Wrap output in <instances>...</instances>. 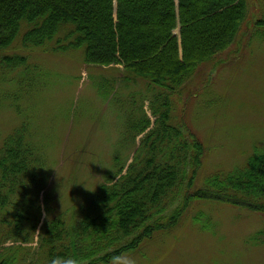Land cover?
I'll return each instance as SVG.
<instances>
[{
	"label": "trees",
	"instance_id": "trees-1",
	"mask_svg": "<svg viewBox=\"0 0 264 264\" xmlns=\"http://www.w3.org/2000/svg\"><path fill=\"white\" fill-rule=\"evenodd\" d=\"M247 9L248 0H0L1 72L27 61L4 54L18 38L26 49H81L86 65L120 66L122 81H147L155 117L144 132L150 119L143 113L132 141L143 135L130 162L114 154L105 180L70 219L54 213L45 191L53 166L28 121L0 139V264H111L176 226L197 200L264 214V153L256 151L241 169L214 174L204 180L207 189H198L203 145L170 122V98L186 93L199 68L228 50ZM262 14L253 33L264 38ZM4 85L1 75L0 109L12 98Z\"/></svg>",
	"mask_w": 264,
	"mask_h": 264
},
{
	"label": "rangeland",
	"instance_id": "rangeland-1",
	"mask_svg": "<svg viewBox=\"0 0 264 264\" xmlns=\"http://www.w3.org/2000/svg\"><path fill=\"white\" fill-rule=\"evenodd\" d=\"M263 10L264 0H248L234 43L199 68L186 93L170 98V122L179 123L204 148L198 189H207L204 180L214 174L241 169L256 151L264 153V38L253 33ZM19 40L4 54H20L27 61L0 71L5 92L12 96L0 109V139L28 121L53 166L45 191L54 213L70 219L83 197L105 180L114 154L125 158L126 166L130 162L143 135L132 141L144 112L150 119L144 132L153 126L146 98L153 88L141 79L122 81L120 66L86 65L81 49L58 52L53 44L46 50L26 49ZM263 228V213L197 200L176 226L123 257L133 264H264Z\"/></svg>",
	"mask_w": 264,
	"mask_h": 264
},
{
	"label": "clouds",
	"instance_id": "clouds-1",
	"mask_svg": "<svg viewBox=\"0 0 264 264\" xmlns=\"http://www.w3.org/2000/svg\"><path fill=\"white\" fill-rule=\"evenodd\" d=\"M116 264H133L130 258L127 257H121L117 258Z\"/></svg>",
	"mask_w": 264,
	"mask_h": 264
}]
</instances>
